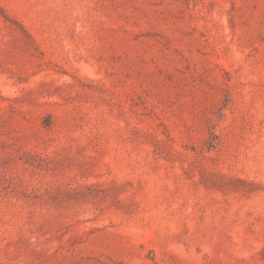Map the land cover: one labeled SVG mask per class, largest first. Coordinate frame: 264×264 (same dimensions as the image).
Segmentation results:
<instances>
[{
  "label": "rangeland",
  "instance_id": "rangeland-1",
  "mask_svg": "<svg viewBox=\"0 0 264 264\" xmlns=\"http://www.w3.org/2000/svg\"><path fill=\"white\" fill-rule=\"evenodd\" d=\"M0 264H264V0H0Z\"/></svg>",
  "mask_w": 264,
  "mask_h": 264
}]
</instances>
